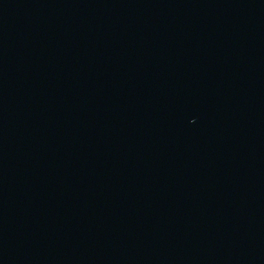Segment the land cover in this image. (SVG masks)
<instances>
[{"label": "water", "instance_id": "1", "mask_svg": "<svg viewBox=\"0 0 264 264\" xmlns=\"http://www.w3.org/2000/svg\"><path fill=\"white\" fill-rule=\"evenodd\" d=\"M0 264H264V35L0 144Z\"/></svg>", "mask_w": 264, "mask_h": 264}]
</instances>
